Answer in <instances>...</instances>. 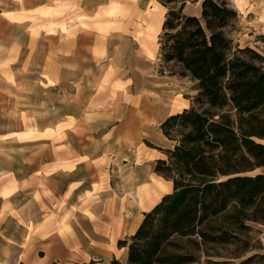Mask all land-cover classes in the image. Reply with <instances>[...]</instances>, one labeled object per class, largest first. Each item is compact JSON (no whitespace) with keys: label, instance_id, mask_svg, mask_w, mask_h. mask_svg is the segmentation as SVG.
<instances>
[{"label":"crops","instance_id":"1","mask_svg":"<svg viewBox=\"0 0 264 264\" xmlns=\"http://www.w3.org/2000/svg\"><path fill=\"white\" fill-rule=\"evenodd\" d=\"M76 1L92 17L107 3ZM55 2L67 5L0 0V264H72L69 257L85 250L83 229L96 226L90 216L101 228L109 224L112 237L134 236L149 212L137 193L162 179L156 164L173 147L161 125L193 106L189 97L173 109L181 79L165 77L143 56L144 41L63 32L64 17L37 13ZM150 49L158 62L157 48ZM155 141L159 150L145 149ZM163 180L170 193L155 206L174 191ZM120 221L118 235L113 224ZM65 226L68 233L59 234Z\"/></svg>","mask_w":264,"mask_h":264},{"label":"trees","instance_id":"2","mask_svg":"<svg viewBox=\"0 0 264 264\" xmlns=\"http://www.w3.org/2000/svg\"><path fill=\"white\" fill-rule=\"evenodd\" d=\"M158 1L168 9L162 61L197 82L202 108L193 104L161 125L174 147L155 173L174 191L118 247L127 249V264H193L194 250L209 261L208 246L240 241L246 223L264 225V174L248 175L264 168V56L232 39L239 14L231 4L204 0L194 16L184 10L197 0Z\"/></svg>","mask_w":264,"mask_h":264},{"label":"rangeland","instance_id":"3","mask_svg":"<svg viewBox=\"0 0 264 264\" xmlns=\"http://www.w3.org/2000/svg\"><path fill=\"white\" fill-rule=\"evenodd\" d=\"M67 5L60 9L56 14H52L50 16H59L64 17L65 21L70 23V19H75L74 22H71V27L78 33L84 35H94L101 38L103 41L111 34L116 33L117 35H132L133 41L137 43H142L144 41L149 46L144 47V55L147 58H151L152 62L156 64V66H160L159 70L165 74V77H178L180 80L179 84L183 85L184 91L178 93L177 98H174V110L180 111L182 109H178L177 105L179 101L182 102V99H187L191 97L193 99V104L195 106V100L198 96L199 91L197 90V82L193 81L190 77L184 78L179 74L182 73L181 68L176 64H163L161 62V43L159 42L160 36L163 34V24L166 20V15L168 9L164 7L158 0H106L107 3H102L99 7V11L90 19H79L80 15L84 14L80 10V3L76 0H64ZM197 3L189 2L184 10V13L194 16H201L202 3L204 0H197ZM218 2H227L232 5V7L238 11L239 14V22L237 23V32H233L231 37L235 40V43L240 46L241 49L249 47L250 49L256 51L258 54H262L264 56V0H216ZM70 2V3H69ZM114 2L118 4V11L114 16L108 14V8L110 4ZM157 7V8H156ZM156 8V9H155ZM44 16V15H43ZM161 27H159V23ZM154 24V29L151 34L146 33V25ZM83 26H82V25ZM133 29L130 32L131 28ZM145 32L146 35L142 36L140 33ZM142 36V37H141ZM140 41V42H138ZM145 43H142L144 46ZM157 48L158 50V62L155 57H151L146 49L151 51L150 48ZM153 55V54H152ZM178 84V85H179ZM182 86H177L178 90L181 91ZM196 90V91H195ZM176 93H172L174 96ZM176 97V96H174ZM184 97V98H183ZM196 109L202 108V106L196 105ZM145 149H156L157 141L155 143L147 142L144 143ZM156 144V145H155ZM173 147L174 144L172 143ZM143 146V147H144ZM164 146V145H162ZM171 147L170 149H173ZM168 148V147H167ZM152 151V150H151ZM264 174L263 169H257L253 173H249L248 175H258ZM253 213V210H250L249 214ZM95 222L96 226L93 227L90 232L83 231L86 233L85 235L82 233L81 238L85 237L87 242L84 246L85 250L77 249V252L74 254L75 256L69 257L67 260L72 264H96V263H111V261H118L122 264H127L126 254L127 251L120 250L117 247L120 241L128 240L130 237H125V234L120 236L117 239L116 236L112 237L110 233V225L103 226L101 228L100 219H95L93 216H90ZM246 225L251 227L250 232L237 230L240 241L236 243L223 245L220 249L214 248L212 246H208L207 253L210 255L206 259L205 255L200 252H196L194 250V255L197 257L198 262L193 264H264V225L263 224H248ZM99 234L96 235L95 233ZM68 233L64 231V228L60 229L59 234ZM102 238H107L104 242ZM93 247V251L91 254L94 257L88 260L87 251L89 248ZM98 247V248H96ZM195 249V248H193ZM87 252V253H86ZM108 253V255H107ZM106 256H102V255ZM215 254H220L224 258L219 259L214 257ZM242 256L237 260H230L229 256ZM252 255H257L251 262H246ZM201 259V260H200ZM101 261V262H99Z\"/></svg>","mask_w":264,"mask_h":264},{"label":"bare ground","instance_id":"4","mask_svg":"<svg viewBox=\"0 0 264 264\" xmlns=\"http://www.w3.org/2000/svg\"><path fill=\"white\" fill-rule=\"evenodd\" d=\"M66 6V4L64 3H60V2H55L54 5L52 6H45L42 7L41 9L37 10L38 14H42L44 16H50L52 14H56L57 12L60 11V9L64 8ZM157 8V7H156ZM155 8V9H156ZM118 11V4H115L114 2H112L108 8V14L111 16H114V14H116V12ZM5 18H8L10 20L14 19V16L9 14V13H5L3 15ZM92 18V16L86 15V14H82L80 15L79 19H90ZM75 19H70V23H66V24H61L58 26V28L63 31V32H69V28H71V22H74ZM161 22L159 23V27H161ZM82 25V24H81ZM83 26V25H82ZM53 27L54 26H49L48 28H46V31L48 32H52L53 31ZM154 24H148L146 25V33L149 35L151 34L153 31ZM140 35L144 36L146 35L145 32L140 33ZM141 36V37H142ZM147 47V45L144 44L143 48ZM146 51L148 52V54L152 57L153 55L151 54V52L146 49ZM178 109H182L184 107H186V104L184 102H179V104L177 105ZM264 143V140L263 142ZM170 193V187L167 186V184L165 183V181L159 178V179H152V184L150 185H145L143 187H141L137 193V197L140 200V208L143 211H151L155 204L157 203V201L160 200V197L163 196V194H168ZM156 207V206H155ZM64 231L69 230L66 226L63 227ZM113 232L117 233L118 235H120L123 231V223L122 221L120 222H116L113 224ZM23 259L26 261V257L24 256ZM42 264V263H41Z\"/></svg>","mask_w":264,"mask_h":264}]
</instances>
